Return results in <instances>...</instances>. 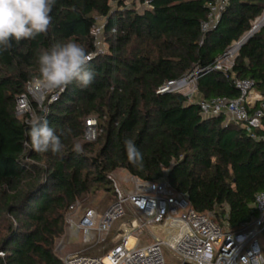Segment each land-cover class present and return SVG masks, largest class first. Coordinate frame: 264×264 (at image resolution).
I'll list each match as a JSON object with an SVG mask.
<instances>
[{"label": "trees", "instance_id": "16d2710c", "mask_svg": "<svg viewBox=\"0 0 264 264\" xmlns=\"http://www.w3.org/2000/svg\"><path fill=\"white\" fill-rule=\"evenodd\" d=\"M125 1L56 0L46 34L13 41L0 53V264H63L56 241L66 232L70 206L86 194L113 189L109 174L121 169L147 180L167 176L196 211L222 225L226 218L230 228L257 215L264 129L253 130L254 138L241 123H226L223 115L205 118L184 93L159 88L212 64L252 29L264 0H228L206 33L201 23L210 0H150L142 9ZM103 18L107 49L90 61L93 83L82 89L74 81L55 100L48 98L44 110L29 95L63 150H31L27 133L33 120L16 114V100L38 77L39 55L68 40L96 52L93 29ZM236 77L254 80L264 103V26L240 47L231 71L212 69L199 77L198 93L236 98ZM260 107L251 106L250 113ZM91 116L97 119L95 140L85 137ZM126 139L142 153V165L128 160ZM77 143L79 153L73 150Z\"/></svg>", "mask_w": 264, "mask_h": 264}, {"label": "built area", "instance_id": "2783aa9c", "mask_svg": "<svg viewBox=\"0 0 264 264\" xmlns=\"http://www.w3.org/2000/svg\"><path fill=\"white\" fill-rule=\"evenodd\" d=\"M227 3L228 0L208 2L207 18L201 23L203 33L216 27ZM144 6L149 7L150 0H145L141 9ZM103 27L102 24L93 29L97 51L91 53L92 57L107 48L102 37ZM240 40L217 56L212 64L196 66L178 79L167 80L159 92L184 93L199 104L203 117L223 115L226 123L239 122L254 138H259L253 130L264 129V103L254 80L236 77L234 84L240 91L236 98H206L197 89L199 77L206 72L216 69L227 73L232 70ZM193 81V88L187 94L183 92ZM44 91L37 78L30 81L27 93L17 97L16 114L32 116L34 107L29 95L41 96ZM60 92H54L50 101L55 100ZM259 102L261 107L250 113V107ZM97 134V120L87 118L86 139L95 140ZM109 178L114 187V200L103 210L97 207L81 209L77 200L68 210L67 223L81 234L83 243L93 244L105 241L114 223L128 216L122 222L123 230L115 234V245L101 255L68 254L63 257V264H241L244 258L253 259L264 253L260 240L264 235V190L256 194L253 203L257 215L233 229L227 225L226 218L222 225L210 213L196 211L187 194L174 189L167 176L147 180L130 173L125 187L118 183L113 173Z\"/></svg>", "mask_w": 264, "mask_h": 264}, {"label": "clouds", "instance_id": "9594fccd", "mask_svg": "<svg viewBox=\"0 0 264 264\" xmlns=\"http://www.w3.org/2000/svg\"><path fill=\"white\" fill-rule=\"evenodd\" d=\"M55 4L56 0H0V53L9 51L13 41L31 40L46 34L52 24L51 12ZM92 58L78 42H57L39 55L37 83L49 92H62L74 81L80 88H87L95 79L89 67ZM27 135L31 150L37 153L58 154L64 148L60 136L46 119L32 121ZM124 146L128 160L142 165L143 155L135 142L126 139ZM73 150L79 153L81 145L75 144ZM241 264H264V253L253 259L244 258Z\"/></svg>", "mask_w": 264, "mask_h": 264}, {"label": "rangeland", "instance_id": "374dc122", "mask_svg": "<svg viewBox=\"0 0 264 264\" xmlns=\"http://www.w3.org/2000/svg\"><path fill=\"white\" fill-rule=\"evenodd\" d=\"M140 1L141 0H126L125 2L127 3L128 6H132V4H134L138 9H141L142 3ZM263 15H264V13L259 18H257L253 22V24H255L258 20H260L263 17ZM105 21H106V19H104V18L100 19L101 24L105 23ZM106 47H107V45L105 46V48ZM194 83H195V81L191 82V84L188 87L183 89V92L188 93V90L189 89L191 90L193 88ZM53 94H54V92H49V91L45 90L41 96L31 95V97L37 102L38 107L40 109L44 110L45 109V105H44L45 101L48 98L51 99V95H53ZM196 95H197V92L193 96L196 97ZM29 118H31V120H33V121L37 120L38 119L37 112H35V110H34L32 116H29ZM89 118H95L96 119V116H91ZM113 175L117 179L118 183L125 187L126 186L125 183H126L127 178L130 175V172L125 170V169H121V170L114 171ZM113 189H108V190L107 189H100L97 192H94L91 194H86L85 196H83L82 198L79 199V202L81 204V209H85L88 207H93V208L97 207V208L102 209V210L105 209L115 198V192L113 194ZM127 217L118 219L114 223V225L111 229V232L105 241L93 243V244L83 243L81 234L77 231H74L69 225H67L65 234L62 237L58 238L56 241V251H57L58 255L61 256L63 259V257H65L66 255L72 254V253H77V252H86V253L91 254V255H101V254L105 253L106 250H108L110 247L115 245V243L117 241L115 239V234L118 231L123 230L122 229V222ZM260 240H261V244H262L263 250H264V235H262L260 237Z\"/></svg>", "mask_w": 264, "mask_h": 264}, {"label": "water", "instance_id": "95a60500", "mask_svg": "<svg viewBox=\"0 0 264 264\" xmlns=\"http://www.w3.org/2000/svg\"><path fill=\"white\" fill-rule=\"evenodd\" d=\"M262 26H264V18L258 23L253 24L252 29L246 33L242 39L239 41V47L244 45L253 35L256 31H258ZM189 97V96H188Z\"/></svg>", "mask_w": 264, "mask_h": 264}, {"label": "bare ground", "instance_id": "6f19581e", "mask_svg": "<svg viewBox=\"0 0 264 264\" xmlns=\"http://www.w3.org/2000/svg\"><path fill=\"white\" fill-rule=\"evenodd\" d=\"M263 18H264V16H263L260 20H258L256 23H258V22H260L261 20H263Z\"/></svg>", "mask_w": 264, "mask_h": 264}]
</instances>
